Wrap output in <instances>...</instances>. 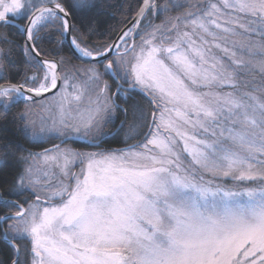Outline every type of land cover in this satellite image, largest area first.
Returning <instances> with one entry per match:
<instances>
[{
	"label": "snow or ice",
	"instance_id": "obj_1",
	"mask_svg": "<svg viewBox=\"0 0 264 264\" xmlns=\"http://www.w3.org/2000/svg\"><path fill=\"white\" fill-rule=\"evenodd\" d=\"M116 7L0 0V264H264V0Z\"/></svg>",
	"mask_w": 264,
	"mask_h": 264
},
{
	"label": "trees",
	"instance_id": "obj_2",
	"mask_svg": "<svg viewBox=\"0 0 264 264\" xmlns=\"http://www.w3.org/2000/svg\"><path fill=\"white\" fill-rule=\"evenodd\" d=\"M135 0H112V3L116 4L117 7L112 9L114 16L110 18L107 22L110 24H117L121 19V13L123 8L127 7L129 4H134ZM118 122V121H117ZM47 146V145H45ZM112 147H122L123 144L120 140H113L110 144Z\"/></svg>",
	"mask_w": 264,
	"mask_h": 264
}]
</instances>
